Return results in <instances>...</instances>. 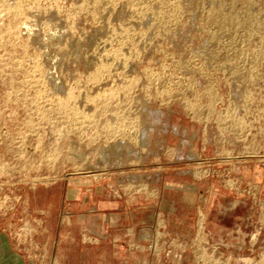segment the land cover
I'll use <instances>...</instances> for the list:
<instances>
[{"label": "rangeland", "instance_id": "1", "mask_svg": "<svg viewBox=\"0 0 264 264\" xmlns=\"http://www.w3.org/2000/svg\"><path fill=\"white\" fill-rule=\"evenodd\" d=\"M78 176L115 264H264V0H0V210Z\"/></svg>", "mask_w": 264, "mask_h": 264}, {"label": "crops", "instance_id": "2", "mask_svg": "<svg viewBox=\"0 0 264 264\" xmlns=\"http://www.w3.org/2000/svg\"><path fill=\"white\" fill-rule=\"evenodd\" d=\"M105 192L95 177L66 178L39 185L17 210L5 213L0 210V264H45L46 258L50 262L51 254L52 262L59 264H115V240L123 238V229L115 221L125 208L112 197L99 198ZM62 205L88 223L71 230L59 225L52 217L57 216ZM105 206L108 210L104 214L103 230L91 221ZM66 232L73 233V240L67 246ZM67 249L72 252L67 253ZM102 249H109L108 260L101 259L106 254Z\"/></svg>", "mask_w": 264, "mask_h": 264}, {"label": "bare ground", "instance_id": "3", "mask_svg": "<svg viewBox=\"0 0 264 264\" xmlns=\"http://www.w3.org/2000/svg\"><path fill=\"white\" fill-rule=\"evenodd\" d=\"M140 135H141L142 138L141 139H138V140H139V144L142 145V144H144V143L147 142V135H146V132H145L144 128L142 130H140ZM121 144H122V141H119L118 144H117V146H116V151L117 150H120L122 148ZM133 152H134L133 155L139 153L138 152V149H136ZM128 176H129V178H133V179H136V177H137L135 174H131V175H128Z\"/></svg>", "mask_w": 264, "mask_h": 264}]
</instances>
